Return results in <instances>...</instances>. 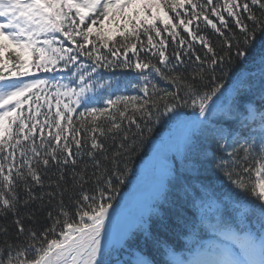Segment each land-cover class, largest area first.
<instances>
[{
    "label": "snow or ice",
    "instance_id": "obj_1",
    "mask_svg": "<svg viewBox=\"0 0 264 264\" xmlns=\"http://www.w3.org/2000/svg\"><path fill=\"white\" fill-rule=\"evenodd\" d=\"M201 21L219 37L220 53L211 38L201 33ZM163 33L174 45L171 54ZM258 33H264V0H0V264H109L112 247L127 237L126 231L114 236L109 210L126 174L120 170V158L133 150L135 137L144 133L137 114L149 120L154 114L178 116L179 107L190 105L198 109L197 123L207 121L217 108L218 94H223L217 69L223 72L225 61L231 63L233 55L247 61ZM259 60L264 100V52ZM189 63L191 73L178 71ZM58 67L67 70L73 81L51 84L37 78V73ZM115 67L138 70L142 84L134 87L143 95L109 93L97 102L102 106H89L92 97L86 100V94L95 93L98 84L94 74ZM156 77L173 90L153 83ZM45 87L55 89L54 113L49 96L40 94ZM245 87L250 91L254 85L242 79L237 96ZM45 105L47 110L41 111ZM243 111L242 123L248 128L258 124V130L252 129L248 138L230 139L217 127L215 143L222 155L214 159L232 185L260 202V232L253 235L243 228L211 224L224 240L239 243L238 253L213 249L205 255L214 258L193 260L180 259L168 249V264H264V104L249 103ZM133 125L132 145L126 147ZM194 136L193 127L186 143ZM101 138L113 140L116 150L111 156ZM89 182L94 187L86 190ZM69 191L71 215L63 200ZM45 198L49 204L58 201L57 216L38 233L26 228L25 222L35 215L31 206L39 202L43 208ZM156 215L158 232L170 231L181 221L179 212L174 219L159 211ZM48 218L53 219L51 212ZM144 230L151 238L149 227ZM133 264L156 261L137 256Z\"/></svg>",
    "mask_w": 264,
    "mask_h": 264
},
{
    "label": "trees",
    "instance_id": "obj_2",
    "mask_svg": "<svg viewBox=\"0 0 264 264\" xmlns=\"http://www.w3.org/2000/svg\"><path fill=\"white\" fill-rule=\"evenodd\" d=\"M192 27L195 30V22ZM200 31L211 38L216 51L220 53L221 44L219 43V37L211 27L206 26L201 21ZM162 35L164 39L168 40L167 52L171 54L174 48L171 38L167 33ZM181 35L186 36L182 30ZM142 38L146 41V38ZM116 39L118 40L119 37L117 36ZM154 39L158 42L159 38ZM117 46L119 45L117 44ZM195 47L203 55V50L198 43ZM101 51L104 55H108L105 49H101ZM252 52L253 55L247 61L244 58H236L233 55L231 63H228L227 60L225 61L223 72L219 68L217 69L216 75L217 77L222 76L224 83V88L221 90L223 94H218V100L225 95L226 91H233L235 106H232L231 111L224 109L214 113L210 119L202 124L196 123L198 109L190 105L179 107L176 110L179 113L178 116L176 113L154 114L149 120L147 117L140 118L139 114H137L144 133L143 136L135 137L133 150L126 152L120 158V170L126 174L122 177L123 183L118 185V191L114 193L113 209L109 211L113 212L112 218H114L119 213L120 208H123L126 203L132 211L131 206L133 203L131 200L127 201V196H131L135 190L138 199H141V204L148 205V210H146V213H138L136 226L127 231V237L124 241L112 247L110 254L107 256L109 264H118V262L119 264H133L137 256H146L155 260L156 264H168L171 259L166 254L168 249H171L174 253L179 252L190 247L192 245L190 243H195V241L212 235L213 232H211L209 227L211 224H227L232 226L234 230L238 227L243 228L245 231L252 232L253 235H257L260 232L261 223L258 218L261 215L260 202L255 196L245 193L232 185L224 173L216 167L217 160L214 159V156L219 157L222 155L215 143L214 131L217 127L223 128L228 132L230 139L233 137L248 138L252 129L258 130L259 128L258 124L248 128L246 124L242 123L244 118L241 116L248 102L255 100L257 107L264 104V100H261L259 87L261 79L259 56L261 52H264V33L257 34ZM129 57L132 58L131 53H129ZM192 70L193 66L190 63L187 68L178 69V71H182L185 74L191 73ZM45 74H59L60 76H58L61 77V80L56 81L58 78H55V81L59 84L70 83L74 79L67 70L61 71L59 67L56 71ZM149 78L152 79L151 76ZM94 79L98 81L95 93L89 92L86 94L92 97L89 106H102L97 104V102L106 99L109 93L127 96L143 95L139 87H134V85L142 84V81L139 80L138 70L134 68L99 69L98 74H94ZM242 79L246 84L252 83L254 87L250 91L245 87L237 96L235 90ZM153 83H157L161 89L173 90L169 84L160 80L159 77H156ZM109 84L111 85L110 88L108 87ZM54 93L55 89L51 87L44 89L40 93L41 96L48 95L51 99L53 113L55 112L56 102L53 98ZM218 100H216L217 105ZM25 109H27V105H25ZM46 110L47 106L45 105L41 111ZM78 111H83V107H79ZM153 111L155 112L154 109ZM76 114L78 112L74 113V115ZM157 115H159L158 122ZM40 119L43 120L44 117L42 116ZM88 119L91 118L89 117ZM202 119L200 118V120ZM125 127H127L126 122ZM193 127L195 128V136L192 138L193 142L188 143V147L185 137L190 134ZM149 128H151V131H148ZM135 132L136 128L133 125L129 132V141L126 147L132 145V134ZM81 135L85 136V139L88 138L87 134L83 132ZM169 136L170 139L163 145ZM101 139L108 150L107 154L111 156V153L116 150L113 146V140L111 138ZM179 141L182 142V146ZM119 142L120 139L117 137L115 143L118 144ZM88 143L90 145V140ZM191 146L194 149L193 152H190ZM162 156L167 157V160L173 157V160L167 163L170 172L168 176L163 175L164 173L162 174L157 166ZM85 160H87L86 157ZM146 163L154 166L155 172H152L151 168L145 165ZM145 169L148 170V176L145 175ZM92 171L93 169L89 166V175H91ZM84 187L86 190H91L94 184L89 182ZM19 194L23 200L25 194L22 188L19 190ZM70 196H72L71 191L64 195L63 200L65 211H68L71 215L73 209L69 199ZM163 197L165 198L163 199ZM73 199H75L74 196ZM38 205L39 202L31 206L35 211V215L31 222H25V226L26 228L31 227L39 233L52 225L53 220L57 216L58 201H53L49 204L47 198H45L44 207L40 208ZM157 211L164 213L165 218L172 219L179 212L181 221L170 231L158 232L156 228L158 222ZM48 212L52 213L53 219L48 218ZM133 213L135 214V211ZM242 213L243 216L247 215L248 217L245 216L243 218ZM63 218V216L60 217L61 220ZM11 219L13 217L10 215L9 221ZM247 221L252 223L251 227H248ZM2 222V217H0V223ZM193 222L195 223L194 227L191 226ZM145 226L149 227L151 238L146 237ZM58 231L59 229H57ZM2 239L0 237V242H2ZM158 239L162 242L158 243Z\"/></svg>",
    "mask_w": 264,
    "mask_h": 264
},
{
    "label": "rangeland",
    "instance_id": "obj_3",
    "mask_svg": "<svg viewBox=\"0 0 264 264\" xmlns=\"http://www.w3.org/2000/svg\"><path fill=\"white\" fill-rule=\"evenodd\" d=\"M106 26H107V22H106ZM111 27H115V25H111ZM38 77V76H37ZM43 78V77H42ZM225 95L222 96V98L220 100L217 101V103H226V105H230V102L232 101V95H233V91H226L224 93ZM251 105L255 106L254 102H250ZM249 106V104H248ZM220 108H223V106H221ZM210 118V117H209ZM197 123V121H196ZM199 124V123H197ZM170 139V136L168 137ZM168 138L166 141H168ZM166 141L163 143V145L166 144ZM193 142V141H192ZM179 144L182 146V142L179 141ZM188 147L189 144L187 143ZM194 149L191 146L190 152H193ZM173 160V157H171V159L167 160V157L162 156L161 157V161L160 163L157 164V166L159 167V170L161 171V173L165 176L169 175V169H168V164L169 162H171ZM146 166L150 167L152 172H155V167L150 165H147V163L145 164ZM145 175H149V173L147 172L148 170L145 169ZM156 171L158 173L157 167H156ZM164 171V172H163ZM130 195V194H129ZM165 197H163L164 199ZM131 200V202L133 203V205L131 206L132 211L130 210V206L127 205V203L125 204V206H123V208H120L119 213H117L114 218H112L111 221V228L113 230L114 236L118 235L121 231H128L129 229L133 228L134 226H136V222H137V217H138V213L142 214V213H146V210H148V205L146 204H141V199H138V195H136V190L134 191V193L131 196H127V201ZM137 209V211H136ZM133 211H135V214L133 213ZM243 216V213H242ZM246 217H248L247 215H245ZM245 216H243V218H245ZM258 217V216H257ZM261 217H262V213L261 215L258 217L261 223ZM252 223H249L248 227H251ZM234 242V241H232ZM236 242V241H235ZM238 243V242H236ZM216 250V249H224V250H229L231 251L232 246L228 241H221L220 239L217 241H207L205 242L203 245L197 247L191 254H195L193 260H208V259H212L214 257L210 256V255H205V253H209L210 250ZM190 254V255H191ZM189 255V256H190ZM187 259H191L190 257H187Z\"/></svg>",
    "mask_w": 264,
    "mask_h": 264
}]
</instances>
